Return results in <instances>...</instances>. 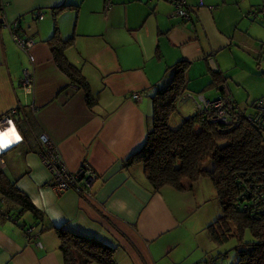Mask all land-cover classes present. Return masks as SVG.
Wrapping results in <instances>:
<instances>
[{"label":"crops","instance_id":"1","mask_svg":"<svg viewBox=\"0 0 264 264\" xmlns=\"http://www.w3.org/2000/svg\"><path fill=\"white\" fill-rule=\"evenodd\" d=\"M203 1L188 0L191 18L183 19L169 0H0V14L18 20L20 36L33 40L23 51L0 24V119L8 116L19 137L0 149V164L42 210L35 217L3 200L0 264H64L56 227L113 246L117 264H206L212 240L206 223L217 218L198 213L206 198L197 196V182L156 190L142 160L126 163L145 142L154 93L169 83L167 68L180 59L190 62L187 92L198 89L192 93L217 98L221 88L212 84L211 73L216 69L240 108L250 112L264 95V86L254 87L248 78L250 69H261L264 0ZM56 32L61 39L73 36L65 54L97 96L94 105L58 65L49 39ZM27 73L31 91L22 86ZM240 89L248 93L245 107L237 98ZM136 91L141 98L133 97ZM24 114L35 121L31 131L21 125ZM184 118L182 113L176 124ZM42 132L55 141L70 170L89 163L97 171L87 193L52 186L53 174L40 155ZM9 208L11 214L17 209L19 222L35 226L36 239L28 240L19 223L3 218Z\"/></svg>","mask_w":264,"mask_h":264},{"label":"trees","instance_id":"2","mask_svg":"<svg viewBox=\"0 0 264 264\" xmlns=\"http://www.w3.org/2000/svg\"><path fill=\"white\" fill-rule=\"evenodd\" d=\"M66 6L69 4L60 7ZM49 39L58 65L73 82L84 88L87 103L94 105L98 101L97 96L81 69L65 54L66 47L73 44V36L61 39L56 32ZM189 65L187 59H180L167 68L169 83L153 95L152 126L143 146L131 154L126 163L142 160L145 173L156 190L164 185L190 188L200 176L209 175L222 206V214L208 226L211 238L222 243L231 236L237 237V259L231 264H264V198L259 196L263 186L260 174L264 170V132L246 119V115L239 124L231 125L213 121L208 112L202 111L185 116L176 127L171 126V115L188 89ZM211 73L212 84L222 89V72L211 69ZM250 108L254 109V103ZM21 125L34 127L35 121L24 114ZM21 131L27 133V130ZM209 159L215 163L212 169L205 167ZM0 195L1 200H10L18 204L20 210L31 211L35 217L42 214L32 199L7 179L1 164ZM2 211L3 218L13 219L22 228H35L33 224L19 222V213L11 214L10 208ZM56 230L61 239L64 264H88L94 260L101 264H117L113 256L115 248L99 238L67 227H56ZM247 230L253 235L251 240L244 239ZM37 237L38 234H34L32 238ZM219 256L221 258L224 254L219 252ZM217 257L204 261L206 264H219L220 258Z\"/></svg>","mask_w":264,"mask_h":264},{"label":"built area","instance_id":"3","mask_svg":"<svg viewBox=\"0 0 264 264\" xmlns=\"http://www.w3.org/2000/svg\"><path fill=\"white\" fill-rule=\"evenodd\" d=\"M169 1H171L174 5V13L176 15L183 19L191 18V10L193 9V6L188 2V0ZM199 4L203 5L204 1L200 0ZM40 17H43V12H40ZM18 23V20L15 19L9 21L3 14H0V24L9 27L12 39L17 46L24 51L31 46L33 40L20 36L17 31ZM260 53L261 56L264 55V45L262 46ZM22 86L28 91L32 90L33 79L30 77L29 73L24 74L22 78ZM132 95L135 98H140L141 92L136 91ZM187 96H190L195 101L196 106L200 111L205 113L208 112L209 117L213 121L231 125L239 124L241 118H244V115H246V119L264 132V95L254 100V109L250 112L241 110L237 100H235L233 96L232 91L225 84L222 85V91L215 99H208L203 93L194 95L192 92H188ZM5 124L7 126L1 129H6L8 126L13 125L8 116L0 119V125ZM39 142L41 147V158L43 163L53 174L54 182L52 186L56 189V191L62 192L71 188L79 193H87L91 184L98 177L97 171L89 163H84L77 171L70 170L63 159L59 147L55 144V141L47 132H42L39 135ZM260 180L263 186L259 196L264 198V170L260 174ZM34 229L35 228L33 226H26L22 228L23 234L26 235L28 240L34 239L32 238L34 234L35 236L37 235Z\"/></svg>","mask_w":264,"mask_h":264},{"label":"rangeland","instance_id":"4","mask_svg":"<svg viewBox=\"0 0 264 264\" xmlns=\"http://www.w3.org/2000/svg\"><path fill=\"white\" fill-rule=\"evenodd\" d=\"M261 4H264V1H261ZM260 61L261 62L259 64V68H261V69L260 70L250 69V76L248 77L252 83H255V85H253V86L257 87V88H261L264 86V55H262L260 57ZM257 66H258V63H257ZM197 90L198 89H192L190 91H192L193 93L200 91V90L199 91H197ZM221 91H222V89H221ZM221 91H220V93H221ZM187 94H188V92L185 93L182 96V98H180L178 100L177 110H175L173 112V114L171 115L170 124L173 127L178 126L176 124V121L181 118L182 113L185 116H188V115H191L192 113L200 111L197 108L194 100H192L191 98L185 99V98H187L186 97ZM247 94H248L247 91H245L243 89H240L239 94H237L238 101L244 107L246 106V105H244V103H246L245 100L248 97ZM241 110L246 111L243 108H241ZM151 126H152V122H151ZM214 164H215L214 161L212 159H209L205 162V167L207 169H212ZM195 183H196L195 187H197V189H196L197 190V192H196L197 196L201 197V198L203 196L206 198L204 201H202V205H200V207L198 208V213L206 214V215L212 214L213 217H215V219L216 218L218 219V217L222 214V206H221L220 202L217 201V198L215 196H213L217 192V189H216V186H215L213 180L211 179V177L209 175H202L197 179V181H195ZM208 196L211 198L208 199ZM2 202H3V200L0 199V207H2ZM3 207L5 208L4 203H3ZM16 212H17V209L14 208L12 214H16ZM210 223L211 222H207L206 225L210 226ZM186 235L185 234L182 235L183 239L186 238ZM244 235H245L244 236L245 240H251L253 238V235L249 230H247L244 233ZM212 240L210 241V245H211L210 252L211 253L209 254L211 258L212 257L216 258L218 256L219 252H221L224 254V256H222L221 258H220V256L217 257V258H220L219 264H222V262H223V264H231V263L235 262V260L237 259V252L235 249V245H237V243H238L237 237L231 236L229 239L225 240L222 243H218V242H215L214 240L213 241ZM202 261H203V259L198 263H201ZM91 263L92 264H101V263L97 262L96 260H94V262H91Z\"/></svg>","mask_w":264,"mask_h":264},{"label":"bare ground","instance_id":"5","mask_svg":"<svg viewBox=\"0 0 264 264\" xmlns=\"http://www.w3.org/2000/svg\"><path fill=\"white\" fill-rule=\"evenodd\" d=\"M13 131H14L13 125L8 126V128L6 129L0 128V149L6 150V148L8 149L11 145L13 146V143H15L18 140L16 138L18 136L17 133L14 131L15 135H13ZM5 140L10 142L5 145L4 144Z\"/></svg>","mask_w":264,"mask_h":264},{"label":"snow or ice","instance_id":"6","mask_svg":"<svg viewBox=\"0 0 264 264\" xmlns=\"http://www.w3.org/2000/svg\"><path fill=\"white\" fill-rule=\"evenodd\" d=\"M13 135H15V132H14V131H13ZM16 138L19 139L18 136H17ZM9 142H10V141L5 140V141H4V144L6 145V144L9 143Z\"/></svg>","mask_w":264,"mask_h":264}]
</instances>
